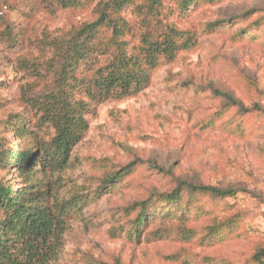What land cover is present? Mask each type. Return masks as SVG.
<instances>
[{"label": "rangeland", "instance_id": "obj_1", "mask_svg": "<svg viewBox=\"0 0 264 264\" xmlns=\"http://www.w3.org/2000/svg\"><path fill=\"white\" fill-rule=\"evenodd\" d=\"M75 1L66 9L62 0H0V181L15 190L22 178L4 168V156L46 147L54 135L24 101L53 87L58 62H51L49 44L94 21L106 0ZM162 1L164 10L147 20L134 6L126 10L135 35L130 40L136 44L144 33L154 41L173 27L195 43L171 61L161 59L139 94L96 106L68 167L44 173L57 200L86 201L71 213L53 264H254L253 255L264 250V0H195L185 12ZM142 3L147 0L136 2ZM106 60L83 63L76 79H92ZM75 91L84 96L83 85ZM216 92L240 106H228ZM11 115L26 122V140L5 124ZM128 164L130 176L100 190L107 176ZM183 182L233 195H193L178 188ZM176 191L182 207L152 204L170 217L157 214L140 242L131 241L126 231L134 213L127 217L125 209ZM180 213L183 222L176 219ZM235 219L220 233L205 230Z\"/></svg>", "mask_w": 264, "mask_h": 264}, {"label": "trees", "instance_id": "obj_2", "mask_svg": "<svg viewBox=\"0 0 264 264\" xmlns=\"http://www.w3.org/2000/svg\"><path fill=\"white\" fill-rule=\"evenodd\" d=\"M174 3L178 11L185 12L195 0H165ZM137 0H106L97 7V17L90 23L72 29L50 42L53 50L52 63L58 62V71L53 78V87L45 95L25 99V103L41 113L40 119L54 131L51 142L46 147L26 148L20 152L10 150L4 156L5 169H15L22 178V186L17 190L0 181V264H53L62 249V237L71 213L86 203L85 199L72 197L57 200L54 186L44 181V173L62 171L68 167L70 154L84 138L88 129L87 116L94 113L96 106L112 101L125 100L145 90L154 70L161 59L171 61L179 52L187 51L194 45V36L173 27L167 33L151 41L144 33L134 44L133 29L125 17L128 8L148 15L159 16L164 10L162 0H147V4H136ZM64 7L71 8L75 0H62ZM136 4V5H135ZM143 11V12H142ZM220 22H217L219 24ZM143 23L140 24L142 28ZM214 26V25H211ZM99 57L106 62L88 81L77 80L76 71L85 62ZM83 85L84 96L75 91ZM225 98L228 106L239 107V103L229 95ZM19 115H11L5 124L16 128L18 137L28 138L26 122ZM133 164L121 167L107 176L104 185L115 187L117 182L130 176ZM41 168L42 178L37 177ZM183 188L190 194L212 199H226L231 190H221L209 186H194L183 182ZM155 199H151V198ZM53 199V200H52ZM164 203L168 208L182 207L180 191L172 194H152L146 200L132 204L125 214L133 219L126 231L128 238L139 243L141 234L158 214L170 217L164 210L156 212L151 205ZM162 207V206H159ZM183 222L184 213L176 216ZM237 223V220L214 222L205 230L208 234L220 233ZM184 231V230H183ZM254 264H264V250L253 255ZM95 264V263H94ZM116 264H121L119 261Z\"/></svg>", "mask_w": 264, "mask_h": 264}, {"label": "built area", "instance_id": "obj_3", "mask_svg": "<svg viewBox=\"0 0 264 264\" xmlns=\"http://www.w3.org/2000/svg\"><path fill=\"white\" fill-rule=\"evenodd\" d=\"M4 9H5V8H4ZM2 11H3V9H2V10L0 9V15L2 14Z\"/></svg>", "mask_w": 264, "mask_h": 264}]
</instances>
